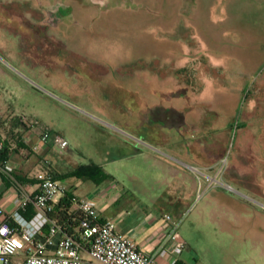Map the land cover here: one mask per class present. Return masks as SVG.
Segmentation results:
<instances>
[{
	"label": "rangeland",
	"instance_id": "1",
	"mask_svg": "<svg viewBox=\"0 0 264 264\" xmlns=\"http://www.w3.org/2000/svg\"><path fill=\"white\" fill-rule=\"evenodd\" d=\"M262 44L264 0H0V138L16 142L31 133V124L62 136L68 148L50 144L44 156L60 175L91 165L109 175L100 184L66 179L76 198L94 197L112 176L117 191L136 200L135 209H147L160 222L169 213L187 245L177 264H264V203L258 196L229 183L236 194L216 178L210 188L188 167L183 175L192 181L182 176L168 182L156 178L147 157L126 158L128 135L140 137L126 126L138 121L130 91L153 105L180 75V88L193 101L197 74L211 71L209 80H216V70H249ZM94 72L109 76L102 81ZM230 78L245 81L246 92L228 101L223 119L231 132L212 136L213 151L223 153L221 177L238 150L235 123L256 81L255 74ZM210 116L219 118L214 111ZM244 142L253 148L251 140ZM235 158L254 171V157ZM26 170H34L32 163ZM221 191L246 211L236 212L227 199L219 203Z\"/></svg>",
	"mask_w": 264,
	"mask_h": 264
},
{
	"label": "crops",
	"instance_id": "2",
	"mask_svg": "<svg viewBox=\"0 0 264 264\" xmlns=\"http://www.w3.org/2000/svg\"><path fill=\"white\" fill-rule=\"evenodd\" d=\"M261 54L250 64L251 69H241L233 74L232 69L227 71L216 70L219 73V78L209 80V72L205 74H197L194 81L198 88L197 97L191 100L192 96L182 92L180 88L181 80L174 86L173 90L163 91L161 99L151 104L148 101L138 102L130 91L129 106L133 111V116L138 118V121L132 120L126 126L132 132L142 137L129 136L130 143L126 144V158L147 157L156 165V178H162L168 182H173L182 178V176L192 181V177L183 175V168L188 167L194 173L205 178L208 187H214V178L220 179V187L234 190L229 183L235 184L239 188L246 189L251 194L258 196L264 203V46L261 45ZM215 57V56H214ZM222 55L218 54V59ZM222 61V58H220ZM244 64V63H243ZM224 67L221 65L219 67ZM215 71V70H214ZM95 77L104 80L109 74L104 76L100 72H94ZM255 74V83L249 89L248 96L245 97L246 108L242 113V119L238 124L235 123L236 129H239L237 135L238 150L233 154L231 165L228 172L221 177L219 175V162L223 157V153H215L213 151V134H221L224 131L230 133L229 129H233L228 121H224L226 114L225 110L228 101L239 94L244 96L246 92L245 81L239 82L232 78L246 77ZM132 77H138V74H131ZM144 75V74H143ZM202 78H205L204 80ZM203 80V81H202ZM193 82V83H194ZM178 86V87H177ZM177 88V89H176ZM232 98V99H233ZM232 102V101H231ZM235 104V103H234ZM238 103L233 107L238 110ZM248 104V105H247ZM229 106H232L231 104ZM218 113L219 118L210 116V112ZM228 113V112H227ZM229 114V113H228ZM234 112H232V115ZM23 126L29 128L26 118L21 117ZM229 123V124H228ZM32 131L30 134L18 138L16 142L9 141L10 158L9 164L14 168V172L10 177L6 175L0 176V220L6 217H12L19 211V192L21 190H31L34 183L33 176L39 170L45 167L51 168L55 175L61 176L59 171L48 163L45 157L48 153L49 145L40 144L41 129L37 125L31 124ZM211 126H215L212 127ZM219 126V127H216ZM43 131V130H42ZM144 132L145 135H141ZM245 133L248 134L245 136ZM38 136V138L36 137ZM252 141L253 148L245 147V139ZM20 144H23L20 146ZM39 149H35V148ZM161 148V150H160ZM39 153H37V152ZM20 156V157H19ZM254 157V171L245 170L241 161L235 157ZM22 158L25 160H22ZM186 159L191 166H187L182 160ZM28 162L32 163L34 170H26ZM103 169V166H100ZM104 171V169H103ZM185 173V172H184ZM106 174V173H105ZM109 176V175H108ZM111 183L105 186L103 190L95 194L94 199L97 204V210L100 218L103 221L112 220L115 222L117 231L130 238L139 248L140 251L148 254H153L160 247L162 241L167 234V228L163 221L160 222L147 209H135L136 200L131 197H126L117 191V183L111 176ZM20 179L23 183H20ZM226 181V183L223 181ZM33 182H29V181ZM68 184L69 182L65 180ZM70 186V184H69ZM71 187V186H70ZM71 187V194L76 197ZM235 191V190H234ZM236 194L239 191H235ZM217 197L219 203L226 202L234 204L236 212L242 213L246 211L244 204L239 202L237 198L228 196L225 192H219ZM240 194V193H239ZM172 202V201H170ZM228 204V205H230ZM233 206V207H234ZM22 213V212H21ZM23 215L27 213H22ZM170 215L164 213V215ZM163 215V217H164ZM261 215V213L259 214ZM171 216V215H170ZM160 264H167L164 260L159 261Z\"/></svg>",
	"mask_w": 264,
	"mask_h": 264
},
{
	"label": "built area",
	"instance_id": "3",
	"mask_svg": "<svg viewBox=\"0 0 264 264\" xmlns=\"http://www.w3.org/2000/svg\"><path fill=\"white\" fill-rule=\"evenodd\" d=\"M39 136L41 145L62 149L69 146L62 136L49 131L43 130ZM4 147V140H0V175L11 177L14 168L9 160L2 159ZM33 180L31 190L19 192V211L0 220V264H160V260L176 264L177 256L187 248L178 224L167 214L163 221L170 231L160 247L153 254L140 251L130 238L117 231L115 222L101 220L94 199H75L71 213L83 214L84 221L79 237L68 236L50 216L56 205L71 194V187L49 167L36 172Z\"/></svg>",
	"mask_w": 264,
	"mask_h": 264
},
{
	"label": "trees",
	"instance_id": "4",
	"mask_svg": "<svg viewBox=\"0 0 264 264\" xmlns=\"http://www.w3.org/2000/svg\"><path fill=\"white\" fill-rule=\"evenodd\" d=\"M238 127V124L236 125ZM0 140H2L0 138ZM4 150L1 153L2 159L4 161H8L10 158V144L9 141L4 140ZM23 144H20L22 146ZM2 176V174L0 175ZM59 179L66 180L70 178H84L93 180L95 183L100 184L101 182L105 181L109 178L107 174L104 173L103 169L100 166L91 165L88 167H83L81 169L76 170L75 172L66 175V176H57ZM10 177H8V184L10 181ZM20 183H23L20 179H17ZM33 182V181H29ZM75 199L72 194L66 195L59 204L56 205L54 212L51 214V220L57 221L59 227L62 228L63 232L72 237H79L80 233V226L84 221V216L81 213L72 214L71 210L75 206ZM25 216L30 217V214H25ZM9 219V218H8ZM12 221V220H11ZM178 263V262H177ZM176 263V264H177Z\"/></svg>",
	"mask_w": 264,
	"mask_h": 264
}]
</instances>
